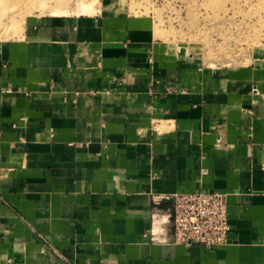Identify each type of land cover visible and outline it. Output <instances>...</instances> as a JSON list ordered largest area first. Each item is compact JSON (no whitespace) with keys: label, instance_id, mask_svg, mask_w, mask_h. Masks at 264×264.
I'll return each mask as SVG.
<instances>
[{"label":"crops","instance_id":"1","mask_svg":"<svg viewBox=\"0 0 264 264\" xmlns=\"http://www.w3.org/2000/svg\"><path fill=\"white\" fill-rule=\"evenodd\" d=\"M121 1L0 39V264H264V64L206 65ZM196 191L228 245L174 243Z\"/></svg>","mask_w":264,"mask_h":264},{"label":"rangeland","instance_id":"2","mask_svg":"<svg viewBox=\"0 0 264 264\" xmlns=\"http://www.w3.org/2000/svg\"><path fill=\"white\" fill-rule=\"evenodd\" d=\"M79 2L92 4H82L83 13L102 4V0H0V39L18 34L30 15L74 9ZM121 5L149 16L158 39L206 65L264 64V0H122Z\"/></svg>","mask_w":264,"mask_h":264},{"label":"built area","instance_id":"3","mask_svg":"<svg viewBox=\"0 0 264 264\" xmlns=\"http://www.w3.org/2000/svg\"><path fill=\"white\" fill-rule=\"evenodd\" d=\"M172 199L171 225L174 243L186 246L196 244L207 249L229 244L232 227L226 195L220 192L196 191L176 193Z\"/></svg>","mask_w":264,"mask_h":264}]
</instances>
